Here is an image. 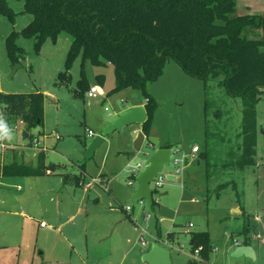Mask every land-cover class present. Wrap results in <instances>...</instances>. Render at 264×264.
<instances>
[{
	"label": "rangeland",
	"instance_id": "rangeland-1",
	"mask_svg": "<svg viewBox=\"0 0 264 264\" xmlns=\"http://www.w3.org/2000/svg\"><path fill=\"white\" fill-rule=\"evenodd\" d=\"M24 1L8 0L16 12L13 20L6 13H0V92L43 94V119L41 124L29 131L30 135L27 137H24L26 125L15 123L17 128L10 129L9 132L13 139L10 142H0L8 146L7 149L0 146V160L6 150L10 157L12 152H24L26 160L35 158L40 150L30 145L32 138L38 136L42 140L45 137L46 145L50 146L46 153L47 162L65 164L66 167L58 168L53 177L2 175L1 190L6 192L9 198H16L15 203H20L15 204L18 205L17 211H21L19 205L22 204L25 208L27 204L31 209L35 203V195L38 196V201H48L50 197L42 188L51 182L61 181L64 175L60 172L70 173L80 169L87 172L83 186L85 187L86 183L87 188L94 185L91 191L95 189L94 192H100L107 197L110 196L109 192L113 194L115 189L118 192L125 187L134 194L137 177L143 168L138 174L132 172L137 164H144L152 152L147 141L139 150L134 148L142 128L139 123L108 134L92 158L81 168H78L77 164L82 163V151L110 122L140 104H145V92L139 88L126 87L111 93L115 86L112 65L107 63L105 66H96L89 60H85L83 64L81 54L71 58L69 70L66 71L72 43L71 35L61 32L55 39L47 35L41 46L36 48L35 37L21 33L33 18L24 11ZM13 31L16 32V44L24 51V55L20 56L15 64L7 50V37ZM245 34L250 38H264V28H250ZM82 64L89 86L101 85L105 95L99 94L91 98L86 97V93L82 95V88L84 91L88 89L80 83L83 78ZM15 66L17 68L14 72ZM98 74H104L103 82L97 77ZM147 92L157 102L152 126L154 125L159 137L173 144V161L175 158L184 157L192 160L191 150L197 144L200 147L197 156L202 164L195 168V193L185 186L186 171L177 173L175 180L168 178V175L175 174L177 167L182 164L177 166L172 161L166 165L160 174L164 176L162 186L153 193L156 201L155 211L150 212L145 199H122L123 196L120 198L124 204L131 207L134 204L135 209L140 210L138 231L146 230L144 237L148 245L155 242L165 243L170 253L175 255L177 264H201L198 260L195 263L190 251L191 230L206 228L209 224L213 232L226 230L230 235L233 230L234 238L244 242L245 235L238 231L242 229L244 221L245 225L249 222L248 227L256 239L255 247L262 257L261 261L255 264H264V94L257 103L259 153L257 151L255 160L258 164L240 168L232 164L242 152L239 137L242 129L241 103L217 80L205 83L186 73L178 63L169 58L163 74L147 86ZM90 129L94 132L93 137L88 136ZM219 160H227V165H216ZM205 166L209 168L208 175ZM104 171L109 174L111 172L110 177L104 175ZM218 181L225 182V187H230H218ZM36 182L44 183L39 189L33 190L34 185L38 186ZM18 185L23 191L17 190ZM22 193H28L29 196L20 198ZM192 197H196L198 202L192 203ZM240 197L244 200L241 205L248 210L246 216L236 215L231 210V206L238 202ZM173 219L176 222L173 226L176 232L172 242L166 239V232L172 227ZM15 221V228L22 224L19 217ZM8 226L9 224L6 227ZM231 227L234 228L231 230ZM10 238L11 234L7 239ZM148 245L144 247L139 243L142 250L148 249ZM219 245L216 243V246ZM10 256V262L17 261L13 254L10 253ZM228 257L234 259L231 252H228Z\"/></svg>",
	"mask_w": 264,
	"mask_h": 264
},
{
	"label": "trees",
	"instance_id": "trees-1",
	"mask_svg": "<svg viewBox=\"0 0 264 264\" xmlns=\"http://www.w3.org/2000/svg\"><path fill=\"white\" fill-rule=\"evenodd\" d=\"M24 11L33 18L21 33L35 37L36 48L47 35L54 39L61 32L71 35L66 71L71 58L81 54L83 64L89 60L96 66L112 65L115 86L111 93L126 87L145 92L148 117L142 130L146 135L157 107L147 86L163 74L167 59L172 58L186 73L205 83L217 80L242 108V152L232 166L255 164L257 103L264 94V38H250L245 31L264 28V14L238 13L237 0H25ZM1 12L12 20L16 15L8 0H0ZM15 36L13 31L7 37L14 64L24 55ZM83 64L80 83L89 89ZM97 77L103 82L105 76ZM86 91L82 88V95ZM0 109L8 125L23 120L29 136V131L42 123L44 95L0 92ZM47 169L42 151L29 160L23 152L13 153L2 175L38 176ZM174 235L175 231H170L167 238L172 240ZM190 235L191 250L202 245L200 259H207L212 250L209 233L190 231Z\"/></svg>",
	"mask_w": 264,
	"mask_h": 264
},
{
	"label": "crops",
	"instance_id": "crops-1",
	"mask_svg": "<svg viewBox=\"0 0 264 264\" xmlns=\"http://www.w3.org/2000/svg\"><path fill=\"white\" fill-rule=\"evenodd\" d=\"M237 7L240 14H264V0H237ZM139 106L145 105L140 104ZM140 125L142 127V124ZM55 136L59 137L56 134ZM146 136L158 138L160 147L172 148L173 150V144L167 139L159 137L158 133L155 132L154 125L151 126L150 132ZM33 138L40 139L38 136ZM40 140L42 145L47 148L43 153L48 169L46 173L38 176L53 177L58 168L66 166L65 164L48 163L46 153L50 150V146L46 145L45 137ZM13 153L18 154L17 152ZM197 153H200V150ZM197 153H193L191 150L192 160L184 157L182 158L183 162H181L182 166L177 165L180 171H186V176L184 177L185 186L193 193L197 190L195 168L197 165L202 164ZM12 154L10 157L6 150L0 160L1 177L3 166L10 162ZM87 161L77 164L78 168H81ZM226 162L227 160H219L215 164L221 163L225 165ZM257 164L258 161L255 160V164L251 166H256ZM207 166H209L208 163ZM75 168L77 169V167ZM208 169L206 167L207 175ZM60 173L64 175L61 181L51 182L42 188L47 196L50 197L46 203L42 200L38 201V196L35 195V203L31 209H29L27 204L26 208L22 204L19 205L21 206V211H17L18 205L15 204L20 203H17V201L15 203L14 199L16 198H9L8 194L1 190L3 180L0 181V264H146L141 258L148 251L150 245H148V242L146 245L140 243L141 230L140 232L138 231L139 218H141L140 210H136L134 204H132L130 211L126 210L125 206L127 204H124L120 199L122 196V199H130L133 196V191H129L124 187L118 192L115 189L113 194L109 192L110 196L105 197L100 192H94L95 189L91 191L94 185L87 188L88 183H86L85 187L83 186L86 180L84 178L87 173L86 170L78 169V171L70 173L65 171ZM103 173L109 177L111 175V172L109 174L108 171ZM176 174H170L169 179L175 180L177 178ZM36 183L38 186L34 185L32 187L33 190L42 187L44 182ZM222 184H225V182L218 181V187ZM19 186H17V190L23 191V188H19ZM229 187L224 188L227 189ZM36 192L39 193V191ZM24 196L26 198L29 195L28 193H22L19 197L23 198ZM153 200L155 201L154 197ZM237 200L238 202L231 206V210L236 215L246 216L248 210L241 205L244 200L241 197ZM191 202H198V199L192 197ZM151 210L155 211L154 205H152ZM18 217L21 219L22 224L15 228V220ZM42 222L46 225L42 226ZM7 224H9L8 227H6ZM175 225L176 222L173 219L172 227L166 232L167 240H169L167 238L168 232H176L175 227L173 228ZM206 226V228L203 227L199 230H191L192 232L207 231L212 247L209 256L204 260L197 259L190 248L195 263L197 262L196 260L201 264H255L261 261V254L257 251L254 244L256 242L255 236L252 235V231L248 227L249 222H246L245 225L244 221L242 229L238 231L245 235L244 242L234 238L232 233V228L234 227H231L232 231L229 235L226 230L213 232V229L209 228V224ZM236 229L238 230V228ZM10 234L11 238L7 239ZM174 239L175 235L169 241L173 242ZM138 242L144 247L148 245V249L142 250ZM157 243L168 248L165 243ZM216 243L220 245L216 246ZM238 245L250 246L253 250L254 258L242 256L234 257L232 260V257H228V252H232ZM213 247L215 250H213ZM10 253L17 258V261L10 262ZM170 254L173 264H177L175 255ZM6 255H8L7 258Z\"/></svg>",
	"mask_w": 264,
	"mask_h": 264
},
{
	"label": "water",
	"instance_id": "water-1",
	"mask_svg": "<svg viewBox=\"0 0 264 264\" xmlns=\"http://www.w3.org/2000/svg\"><path fill=\"white\" fill-rule=\"evenodd\" d=\"M16 68L17 66H15L14 72ZM147 117L148 115L145 106H139L110 122L101 134L98 135L84 151H82V163L94 156L96 150L101 144H103L108 134L116 130L121 131L125 126L135 123L143 124L147 120ZM24 136H27L26 132L24 133ZM145 141L149 143V148L152 149V152L150 157L144 163L143 171L137 177V188L131 199H145L151 212L154 193V189L151 187V182L164 170L166 165L171 163L174 152L172 148L160 147L159 139L153 136H146L143 130L139 131L135 140V150H139ZM168 178H170V175H168ZM192 242L193 241L191 240L190 244H192ZM231 255L235 258L242 256L254 258L252 248L247 245H238L231 252ZM142 260L146 264H173L169 248L157 242L150 245L148 251L142 256Z\"/></svg>",
	"mask_w": 264,
	"mask_h": 264
},
{
	"label": "built area",
	"instance_id": "built-area-1",
	"mask_svg": "<svg viewBox=\"0 0 264 264\" xmlns=\"http://www.w3.org/2000/svg\"><path fill=\"white\" fill-rule=\"evenodd\" d=\"M99 94H101V95H105V91H104V89L102 88V86L101 85H92V86H90V88L87 90V92H86V97H88V98H91V97H94V96H96V95H99ZM0 112H2V110L0 109ZM5 117V116H4ZM5 120H6V118H5ZM15 123H17V125H25V122L23 121V120H17ZM15 123H13V124H10L9 125V127H10V129H12V130H15L16 128H17V125L15 124ZM15 124V125H14ZM13 127V128H12ZM88 136L89 137H93L94 136V132L90 129L89 131H88ZM2 146L5 148V149H7L8 148V146L5 144V143H2ZM32 146L34 147V148H37L38 150H40V151H42V152H44V151H46L47 150V148L45 147V146H43L42 145V143H41V140L39 139V138H33V140H32ZM199 150H200V147L198 146V145H194L193 147H192V152L193 153H197V152H199ZM174 162V164L175 165H180L181 164V162H183V159L182 158H175V160L173 161ZM144 167V164H137V166L134 168V171L132 172V174L133 173H135V174H138L139 172V170L140 169H142ZM180 172V169L179 168H177L176 169V173H179ZM162 173V172H161ZM161 173H159L158 174V176L151 182V187L154 189V191L155 190H157L158 189V187H160V186H162V180H163V178H164V176H160V174ZM20 188V187H19ZM138 199H141V198H138ZM140 202L142 203L143 201H141L140 200ZM125 208H126V210H128V211H130L131 210V206H129V205H127V206H125ZM46 224L44 223V222H42V226H45ZM146 233V230H142L141 231V236H140V243L142 244V245H146L147 244V242H146V239H145V237H144V234ZM263 243H264V228H263ZM202 245L201 246H198L197 248H195L194 249V251L192 252L193 253V255H195V257L198 259H200V252H201V250H202Z\"/></svg>",
	"mask_w": 264,
	"mask_h": 264
},
{
	"label": "clouds",
	"instance_id": "clouds-1",
	"mask_svg": "<svg viewBox=\"0 0 264 264\" xmlns=\"http://www.w3.org/2000/svg\"><path fill=\"white\" fill-rule=\"evenodd\" d=\"M10 127L5 120L4 113L0 112V142L3 141H11L13 139V135L9 134ZM0 146H2V143H0Z\"/></svg>",
	"mask_w": 264,
	"mask_h": 264
}]
</instances>
